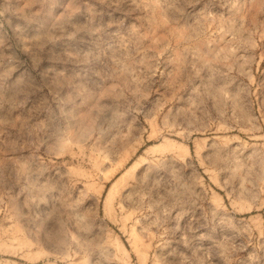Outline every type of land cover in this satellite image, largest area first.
Masks as SVG:
<instances>
[{
  "label": "rangeland",
  "instance_id": "rangeland-1",
  "mask_svg": "<svg viewBox=\"0 0 264 264\" xmlns=\"http://www.w3.org/2000/svg\"><path fill=\"white\" fill-rule=\"evenodd\" d=\"M0 264H264V0H0Z\"/></svg>",
  "mask_w": 264,
  "mask_h": 264
}]
</instances>
